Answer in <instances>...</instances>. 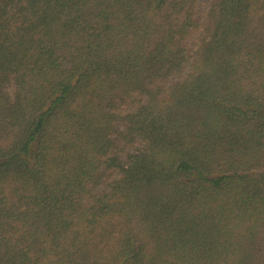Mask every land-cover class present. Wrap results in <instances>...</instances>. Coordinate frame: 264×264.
I'll return each instance as SVG.
<instances>
[{"label": "trees", "instance_id": "trees-1", "mask_svg": "<svg viewBox=\"0 0 264 264\" xmlns=\"http://www.w3.org/2000/svg\"><path fill=\"white\" fill-rule=\"evenodd\" d=\"M0 264H264V0H0Z\"/></svg>", "mask_w": 264, "mask_h": 264}, {"label": "rangeland", "instance_id": "rangeland-1", "mask_svg": "<svg viewBox=\"0 0 264 264\" xmlns=\"http://www.w3.org/2000/svg\"><path fill=\"white\" fill-rule=\"evenodd\" d=\"M206 0H199V6L203 7V5L205 4Z\"/></svg>", "mask_w": 264, "mask_h": 264}]
</instances>
